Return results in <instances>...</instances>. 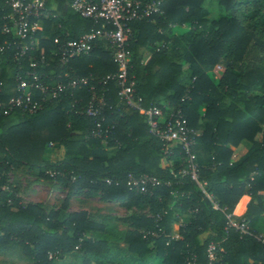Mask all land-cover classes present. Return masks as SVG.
<instances>
[{"label":"trees","instance_id":"obj_1","mask_svg":"<svg viewBox=\"0 0 264 264\" xmlns=\"http://www.w3.org/2000/svg\"><path fill=\"white\" fill-rule=\"evenodd\" d=\"M70 2L45 1L42 29L19 64L13 58L18 39L2 31L9 7L0 0L1 101L17 93V77H25L30 60L40 55L49 62L37 68L48 75L45 81H59L65 72L87 79L32 113L0 108V264H188L189 258L208 264L209 242L217 244L212 264H264V246L227 225L230 215L256 230L252 221L264 210V0H163L161 13L128 23L132 94L143 108L162 107L164 118L170 108L181 109L197 132L199 177L217 205L184 172L181 143L151 133L143 111L118 94L116 80L103 82L117 71L103 35L89 53L59 64L56 35L76 39L99 26ZM55 3L67 4L66 13L59 14ZM92 86L102 100L97 116L82 112ZM243 140L248 146L236 155ZM19 167L38 170L68 195L59 206L21 202L8 183ZM129 173L159 182L145 192L130 190ZM74 194L98 195L127 211L96 220L86 209H69ZM174 223L180 224L175 237Z\"/></svg>","mask_w":264,"mask_h":264},{"label":"built area","instance_id":"obj_2","mask_svg":"<svg viewBox=\"0 0 264 264\" xmlns=\"http://www.w3.org/2000/svg\"><path fill=\"white\" fill-rule=\"evenodd\" d=\"M45 1L4 0L9 11L2 16V31L11 33L18 39V41H14L13 58L19 64L22 58L33 48L37 31L42 29V19L47 14ZM162 2L163 0H71L70 8L75 13L92 18L99 26L92 31L83 33L76 39L67 38L66 32L56 35L53 38L55 44L53 55L57 57L59 64L66 65L71 58L89 53L95 45L96 37L103 35L114 50L113 60L117 66L116 73L106 75L103 82L111 78L116 80L119 86L118 94L127 103L143 111L151 133L165 142L181 143L187 162V168L184 172L189 173L203 194L214 205H217L212 195L205 189L206 181L199 177L196 154L193 151L197 132L187 125L181 109L170 108L164 118V112L160 106L152 104L146 108L141 107V98L134 97L132 94L133 81L128 80L127 69L130 55L126 48L130 32L128 23L130 20L150 18L154 14L161 13ZM0 48L3 49L4 45ZM46 66H49V62L44 55L33 57L29 62L30 69L25 71V77H17V93L8 97L5 102L0 100V108L11 110L17 107L32 113L39 110L45 101L72 92L78 85L87 83L85 77L72 76L67 72L64 73L63 79L54 83L47 82L43 77L48 75L37 70L38 67ZM91 88L93 90L92 97L82 112L90 116H97L102 100L95 95L93 86ZM35 91L39 92L38 96L35 95ZM48 174L52 176L54 172L48 171ZM105 182L111 183L113 180L105 178ZM158 182L154 176L145 173L139 176H133L129 173L126 184L130 190L145 192L148 184ZM115 183L117 184V181ZM156 219L158 220V217ZM227 219V225L234 227L240 235L252 236L264 246V234L251 229L247 220H234L230 215H227ZM154 233L152 232V234ZM155 234L157 235V232ZM172 235L178 236L179 231L177 235ZM216 249L217 244L209 242L206 248L208 264L217 261ZM187 263L195 264V260L189 258Z\"/></svg>","mask_w":264,"mask_h":264},{"label":"rangeland","instance_id":"obj_3","mask_svg":"<svg viewBox=\"0 0 264 264\" xmlns=\"http://www.w3.org/2000/svg\"><path fill=\"white\" fill-rule=\"evenodd\" d=\"M211 15H215L212 13ZM253 20H251V23ZM219 73L213 71V79H218ZM264 126V121L262 122ZM241 145L248 146L243 140ZM202 156H206L205 150L200 148ZM8 183L18 190L21 202H42L52 206H59L68 195L64 186H55L56 183L50 179L40 176L38 170L28 172L25 167H19L9 173ZM69 209L78 210L86 208L96 220L105 214L113 212H124L125 210L113 202H104L98 195L85 197L81 194L70 195ZM260 234L262 232L258 231Z\"/></svg>","mask_w":264,"mask_h":264},{"label":"crops","instance_id":"obj_4","mask_svg":"<svg viewBox=\"0 0 264 264\" xmlns=\"http://www.w3.org/2000/svg\"><path fill=\"white\" fill-rule=\"evenodd\" d=\"M53 8L59 14H64L68 10V5L67 4H61V3H55V4H53ZM147 56H148V53L145 55V57H147ZM246 148H247V146L240 145L237 149H235L236 155H240V154L244 153ZM32 202H34V201H32ZM117 205L122 207L125 211L124 212H120V213L119 212H113L111 214L112 215H119V216L124 215L126 213V211H127L126 208L124 206H122V205H119V204H117ZM82 209H86V208L83 207ZM70 210H74V209H70ZM75 211H77V209ZM252 224H253L254 229H256V231H260V232H262L264 234V210L260 214H258V216L254 217V219L252 221ZM117 227L120 230L125 228V226L122 223H120V222H117ZM178 231H179V226H178L177 223H174L172 225V233L177 235ZM68 260H70V259H68ZM69 263L70 262H68V264ZM249 263L250 264H261V261L260 260H256V261L249 260Z\"/></svg>","mask_w":264,"mask_h":264}]
</instances>
